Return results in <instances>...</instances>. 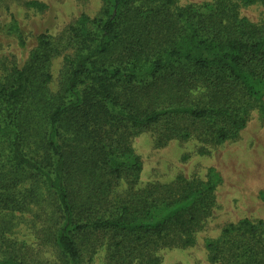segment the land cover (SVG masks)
Listing matches in <instances>:
<instances>
[{
    "label": "trees",
    "instance_id": "16d2710c",
    "mask_svg": "<svg viewBox=\"0 0 264 264\" xmlns=\"http://www.w3.org/2000/svg\"><path fill=\"white\" fill-rule=\"evenodd\" d=\"M100 2L96 16L40 35L26 64L0 71V264L38 262L13 231L42 195L50 215L40 239L58 264H85V251L101 247L105 264H161V250L195 246L215 186L181 176L141 188L133 139L165 122L166 144L180 119L222 145L253 109L264 112V22L242 13L264 0ZM205 249L211 264H264V221L227 224Z\"/></svg>",
    "mask_w": 264,
    "mask_h": 264
},
{
    "label": "rangeland",
    "instance_id": "374dc122",
    "mask_svg": "<svg viewBox=\"0 0 264 264\" xmlns=\"http://www.w3.org/2000/svg\"><path fill=\"white\" fill-rule=\"evenodd\" d=\"M30 1L42 2L47 8L43 11L29 8ZM212 1L182 0L198 5ZM100 8V0H0V71L26 64L37 48L40 35L48 33L57 38L82 14L94 17ZM242 13L254 23L264 22V7L259 4L243 8ZM19 38H23L25 47L20 45ZM61 69L59 57L53 67L56 78L62 76ZM163 125L167 123L145 130L132 141L143 162L141 188L168 185L181 176L197 178L215 186L216 204L198 234L197 244L187 249L161 250V264H211L205 249L207 240L218 237L227 224L246 218L264 221L261 195L264 191V112L253 109L246 128L222 145L207 142L201 130L192 127L189 120L180 119L168 126H178L181 134L161 144ZM191 131V137L186 138L185 134ZM39 200L21 212L13 237L31 247L36 264H58L60 260L53 246L40 239L42 222L50 212H47L49 204L45 197L42 195ZM156 214H163L162 209ZM92 255L93 252L85 251V264H105L104 248Z\"/></svg>",
    "mask_w": 264,
    "mask_h": 264
}]
</instances>
